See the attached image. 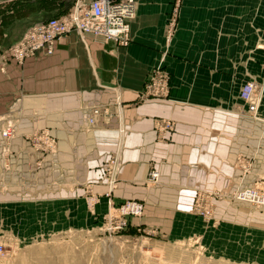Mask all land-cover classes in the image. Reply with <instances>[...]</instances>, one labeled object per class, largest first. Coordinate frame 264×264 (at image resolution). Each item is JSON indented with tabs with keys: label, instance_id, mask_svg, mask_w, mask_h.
<instances>
[{
	"label": "crops",
	"instance_id": "obj_1",
	"mask_svg": "<svg viewBox=\"0 0 264 264\" xmlns=\"http://www.w3.org/2000/svg\"><path fill=\"white\" fill-rule=\"evenodd\" d=\"M74 4L0 0V56L27 27ZM130 31L123 45L72 31L52 54L0 66V210L20 204L73 217L98 194L101 203L141 200L145 217L174 218L168 228L177 232L193 217L196 192L249 185L258 169L243 174L240 163L264 166V0H138ZM160 65L170 93L143 99ZM253 81L263 90L259 119L241 98ZM91 108L102 111L95 124ZM162 121L174 131L159 129ZM243 254L235 259L253 260Z\"/></svg>",
	"mask_w": 264,
	"mask_h": 264
},
{
	"label": "rangeland",
	"instance_id": "obj_2",
	"mask_svg": "<svg viewBox=\"0 0 264 264\" xmlns=\"http://www.w3.org/2000/svg\"><path fill=\"white\" fill-rule=\"evenodd\" d=\"M259 89L260 104L263 90ZM238 167L243 174L258 169L253 181L226 192H196L189 204L193 217L185 218L177 232L168 228L174 218L145 217L143 201L142 215L117 229L122 219L119 204L111 198L101 203L98 194L85 196L87 203L82 202L73 217L66 209L33 211L18 204L12 211L14 205L3 206L0 264H264V207L230 195L244 188L264 191V166L251 162ZM108 170L112 177L115 173ZM93 196L97 201L90 203ZM153 211L149 204L148 213ZM240 251L242 258L253 260H236Z\"/></svg>",
	"mask_w": 264,
	"mask_h": 264
},
{
	"label": "built area",
	"instance_id": "obj_3",
	"mask_svg": "<svg viewBox=\"0 0 264 264\" xmlns=\"http://www.w3.org/2000/svg\"><path fill=\"white\" fill-rule=\"evenodd\" d=\"M138 0H75V4L65 15L51 16L47 20L37 21L26 28L20 39L6 48L0 56L1 70H5L8 61H14L18 65L39 50H45L47 54L54 52L57 41L67 36L72 31H77L83 36L93 38L102 37L106 40L115 41L118 45L129 41L131 21L136 17ZM177 10H175V13ZM145 82L141 97L163 98L169 95L171 76L162 65L153 68ZM261 85L248 82L241 88V98L248 106V112L252 118H258L260 97L258 95ZM92 117L90 124H95L97 118L102 114L101 109L91 108ZM157 127L164 132L174 131L171 121L158 122ZM2 136L5 139L11 136L13 127L10 123L3 126ZM40 135V134H39ZM50 139L47 132H42L40 137ZM118 158L113 160L110 170H117ZM160 172L152 169L149 180L157 182ZM239 202H246L253 206L264 207V191L255 188H244L230 194ZM97 201L96 196L90 198L89 202ZM112 204V202H110ZM121 221L117 229L124 228L127 220L131 217H139L144 210V203L140 200H126L118 205ZM126 219V220H125ZM4 253V245L0 243V254Z\"/></svg>",
	"mask_w": 264,
	"mask_h": 264
}]
</instances>
